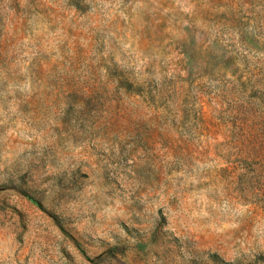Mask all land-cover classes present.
I'll list each match as a JSON object with an SVG mask.
<instances>
[{"label":"rangeland","instance_id":"rangeland-1","mask_svg":"<svg viewBox=\"0 0 264 264\" xmlns=\"http://www.w3.org/2000/svg\"><path fill=\"white\" fill-rule=\"evenodd\" d=\"M0 264H264V0H0Z\"/></svg>","mask_w":264,"mask_h":264}]
</instances>
